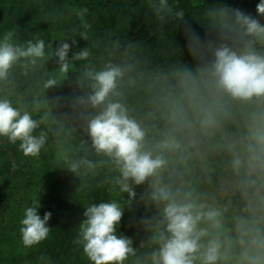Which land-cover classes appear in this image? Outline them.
<instances>
[{
    "label": "clouds",
    "instance_id": "9594fccd",
    "mask_svg": "<svg viewBox=\"0 0 264 264\" xmlns=\"http://www.w3.org/2000/svg\"><path fill=\"white\" fill-rule=\"evenodd\" d=\"M148 2L161 24L184 17L173 0ZM199 20L207 34L190 37L191 66L176 61L137 70L108 62L87 67L76 82L69 117L85 125L81 150L106 158L113 184L127 194L123 202L85 207L76 243L89 264H125L130 257L133 264H264V0L255 15L205 6ZM10 37L0 40V79L22 58L36 65L47 56L43 40L20 46ZM75 43L62 41L52 53L61 73L71 67ZM89 55L84 48L71 59ZM38 126L29 111L0 99V137L26 157L45 145L46 134H34ZM81 166L95 168L87 158L67 164L73 173ZM141 185L136 203L151 215L139 221L144 251L136 256L133 239L118 229ZM40 207L33 199L19 222L25 247L51 231V212L41 217Z\"/></svg>",
    "mask_w": 264,
    "mask_h": 264
},
{
    "label": "trees",
    "instance_id": "16d2710c",
    "mask_svg": "<svg viewBox=\"0 0 264 264\" xmlns=\"http://www.w3.org/2000/svg\"><path fill=\"white\" fill-rule=\"evenodd\" d=\"M121 1L131 7L126 25L117 32L110 29L102 40L85 33L80 41L87 43L78 44L77 51L87 47L89 57L86 60H72L70 56L72 57L73 52L69 55L71 63H75L76 75L64 77L56 63L57 58L52 55L59 43L52 38L40 37L38 40L45 42L46 58L38 60L36 65L27 62L11 67L7 77L0 79V99L14 96L16 102L12 105L22 111H27L37 89H42L47 109L42 113L32 114L33 119L39 122L34 134L38 135L42 131L47 140L67 134L66 129L70 128L71 132L79 135L77 149L72 157L74 161L87 158L95 164L94 169L81 166L79 173L71 172L70 180L63 184V192L57 194L55 204L46 205L48 210L45 212H51L49 239L52 246L47 264H89L82 248L76 243L78 227L85 219V207L90 202L100 200L117 199L123 202L127 199V194L119 192L113 184L116 173L105 162L106 158L91 151L86 155L81 150V142L88 140L82 130L85 125L69 117L71 102L79 95L76 82L85 69L99 68L108 62L133 64L137 70H147L158 64L176 61L191 66L193 61L188 51L189 39L195 35L203 40L207 34L199 20L203 7L224 5L255 15L256 5L259 3V0H173L174 7L184 11V17L182 20L172 19L161 24L156 20L148 0ZM92 2L95 3L94 0ZM74 24L75 27L76 23ZM104 24L109 28L107 21ZM49 79H55L57 83L45 88L44 84ZM88 143L90 144V140ZM36 159L37 156H24L16 145L10 144L7 138L0 137V178L31 170ZM135 191L137 196L132 206L125 205L118 231L133 239V247L137 249L136 256H139L144 251L140 248L144 234L139 228V221L142 217L150 216L151 212H146L143 205L136 203L143 194L144 186H136ZM134 259L135 257H130L125 264H133Z\"/></svg>",
    "mask_w": 264,
    "mask_h": 264
},
{
    "label": "rangeland",
    "instance_id": "374dc122",
    "mask_svg": "<svg viewBox=\"0 0 264 264\" xmlns=\"http://www.w3.org/2000/svg\"><path fill=\"white\" fill-rule=\"evenodd\" d=\"M110 1L94 0L93 4L92 0H0V40L9 33L10 41L20 46H26L28 41L34 42L40 37L52 38L58 43L68 41L70 45L74 39L76 43L70 48V55L78 50V44L87 43L80 41L84 38L81 33L98 36L102 40L110 29L117 32L126 25L131 7L121 0ZM82 21L84 24H81ZM106 21L109 28L104 24ZM25 63L27 60L22 58L12 67ZM74 68L75 63H71L70 69L63 73L64 77L76 75ZM41 90L37 89L28 105L27 111L31 114L47 109L45 94ZM8 100L12 104L16 102L14 96ZM66 133L46 140L31 170L0 178V264L49 263L52 250L49 236L38 245L25 247L19 222L25 207L36 198L41 205L39 214L43 217L48 210L46 205H54L57 194L63 192V184L69 182L71 171L67 164L74 161L72 157L79 135L71 132L70 128L66 129Z\"/></svg>",
    "mask_w": 264,
    "mask_h": 264
}]
</instances>
